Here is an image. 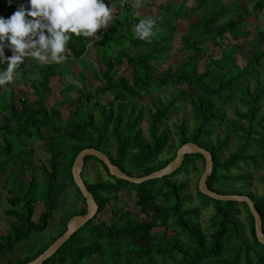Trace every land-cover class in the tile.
<instances>
[{"label":"trees","instance_id":"obj_1","mask_svg":"<svg viewBox=\"0 0 264 264\" xmlns=\"http://www.w3.org/2000/svg\"><path fill=\"white\" fill-rule=\"evenodd\" d=\"M109 1L104 0L117 9L114 24L121 28L119 40L107 42V29H101L95 41L73 35L64 62L40 65L33 80L27 79L29 72L20 67L17 84L30 86L33 105L23 96L22 89L16 94L15 86H9L6 96L0 94V113L12 121H0V177L7 174L4 186L10 195V208L5 211L8 229L0 236V257L33 233L48 229L67 186L75 189L81 208L76 213L63 214L60 234L19 264L35 260L66 232L72 217L87 213L86 199L74 183L72 168L77 156L89 148L105 153L128 175L143 177L168 166L183 145L196 143L214 158L208 187L222 195L249 196L261 215L264 230V196L242 194L237 186L239 183L245 187L251 178L245 170L264 167V48L261 39H255L246 66L233 73L239 67L236 55L242 46L236 43L223 48L221 43L226 35L237 42L251 35L241 0L220 7L215 6L222 4L221 0H211V10L204 11L199 23L184 20L189 29L180 37L183 58L177 67H169L161 76L154 74L155 65L171 56L178 32L176 24L183 19L181 11L188 0H150L151 5L147 6L155 7L157 13L148 17L156 19L158 29L151 42L137 39L133 33L139 20L147 17L135 16L137 10L131 4L121 9V0ZM148 1L143 0V5ZM5 2V19L20 7L30 10L29 0ZM207 5L208 0H196V5L187 10L197 13L206 10ZM254 10L262 12L264 0H256ZM217 24L214 31L206 33ZM260 37H264V32ZM209 43L221 49L217 55L209 51ZM91 45L96 47L103 67H90L99 86L88 90L76 84L75 99L64 88L60 92L63 101L50 105L49 98L61 79L72 76L80 84L86 83L88 77L79 71L77 62ZM7 67L0 63V71ZM124 68L131 69L130 77L119 76ZM166 91L168 96H162ZM108 94H112V99L101 105L100 97ZM10 96L7 104L6 97ZM181 104L190 107L192 124L184 118L174 125L176 148L165 157L173 139L166 123L171 113L181 110ZM66 108L75 109L70 130L62 125ZM228 109L233 111L234 118L228 117ZM45 130H50V134L46 135ZM19 137H35L42 142L50 160L36 164L35 150L28 145L16 152L17 145L23 146L17 142ZM112 144L114 154L109 149ZM91 160L101 164L109 177L93 182L84 179L99 206L98 214L44 264H264V245L257 239L254 217L247 204L214 200L197 187L199 205H193L188 180L176 178L181 173L189 176L197 172L198 160L205 167L202 155L188 154L172 175L142 184L111 176L108 167L94 156L85 158L84 169ZM20 162L19 170L9 172L11 166ZM30 168L35 171L21 186L18 178L27 180ZM41 177L46 188L38 196ZM59 178H63V184L58 183ZM126 192L134 197L132 209L120 204V195ZM39 202L45 208L35 221V206ZM208 207H213V215L205 228L201 216ZM242 208L247 221L241 218Z\"/></svg>","mask_w":264,"mask_h":264},{"label":"rangeland","instance_id":"obj_2","mask_svg":"<svg viewBox=\"0 0 264 264\" xmlns=\"http://www.w3.org/2000/svg\"><path fill=\"white\" fill-rule=\"evenodd\" d=\"M24 1V0H20ZM177 1V0H175ZM236 0H221L220 5H216L215 7H220L221 5L225 6L230 5L232 3H235ZM256 0H241V4L244 7V11H246V16H247V23H248V31L251 32V35L248 39L246 40H241L239 42L234 41L229 35H226L224 39L221 41L222 47L227 48L228 46H231L233 44L239 43L242 46V51L236 55L237 57V64L238 68H236L233 73L237 72L238 69L244 68L251 57L253 53V44L255 42V39L260 38L261 39V44L262 47L264 48V37H260V33L264 32V10L260 13H257L254 10V3ZM211 0H208V5L206 6V10H199L197 13H193L190 10H187V7L191 8L196 5V0H188L186 3V8H183L184 10L181 11V17L183 18L182 20H179L177 22L178 26V32L175 35V40L173 43V52L169 58H167L165 61L156 63L155 65V70L154 74L161 76L169 67H177L180 62L181 58H183V52L181 51V41L180 37L188 32V23L187 22H192V23H199L201 18L203 17L204 11L209 12L211 9L209 7V3ZM212 2H215L212 0ZM216 3H220L219 1H216ZM145 9L144 7H141L138 9V11H143ZM209 9V10H207ZM215 10V8L213 9ZM212 10V11H213ZM152 15H155V13ZM123 16V15H122ZM0 17H8L7 13V4L5 0H0ZM186 20V21H184ZM113 23L114 31L110 32L105 36V40L107 42L113 41V40H119V36L121 34V28L117 26L116 24ZM110 26V25H109ZM218 27L217 25H213L209 27V29L206 31V33L210 34L212 31H214ZM115 32V34H114ZM208 48L210 52L215 53V55L218 54L219 48H216L212 45V43L208 44ZM12 56V51L9 47H5V57H11ZM83 60H79L77 62V66L79 67L80 70H83L84 74L88 77L86 83L80 84L79 81L72 76L67 77L65 81L62 79L60 80L61 82L59 83V86H57L54 90V94L50 96L49 98V104L54 105L56 103H60L63 101V96L61 95V90L64 88H67V92L69 93L68 96L71 97L72 99H75L78 97V94L76 92V86L79 85L82 88L86 87L88 90H93L96 86H99V83H95L93 80V77L91 75V72L93 73L94 71L91 70V68L95 67L97 70L98 69H103V67L100 65V62L98 60L97 56V49L94 45H91L88 48V51L86 53V56L82 58ZM7 64V63H6ZM91 64H93V67H91ZM42 65L38 63L35 60H31V58H25L24 63L20 65V67L23 69H27L29 71V77L27 79L33 80L37 74H38V68L39 66ZM8 66V65H7ZM88 66V67H87ZM91 67V68H90ZM93 68V69H95ZM95 69V70H96ZM89 70L91 72H89ZM19 69H17L18 73ZM27 71V72H28ZM67 71V70H66ZM65 71V72H66ZM126 76L130 77L131 76V69L130 68H124L119 76ZM77 84V85H76ZM9 86H15L16 87V94L17 91L22 89L23 92H25V96L29 102L33 105L34 104V97H33V90L30 88V86L26 85H21L18 86L17 84V74L15 75L14 81L8 85H5L3 87H0V94H5L8 91ZM75 86V88H74ZM9 95V94H8ZM162 96H168L167 91L162 93ZM112 94L104 95L101 96L99 99V103L101 105L106 104V102L110 99H112ZM10 97H6L7 104L10 101ZM4 102V101H3ZM182 108L181 110L177 112H173L170 115L169 121L166 123V126L169 128L170 132L173 135V139L171 141V144L168 147L167 152L165 153V157L171 156L172 152L176 148V138H175V124H179L182 122V120L185 118L188 120L189 125L191 126L192 120H191V109L187 104H181L180 105ZM68 110H63L65 112V118L63 119L62 125L65 128H68L69 130L71 129L72 122L74 121V116H75V109L72 108H66ZM228 117L229 118H234L233 111L231 109H228L227 111ZM98 117V116H97ZM9 121L12 122L11 119L5 114V113H0V121ZM144 131H145V136H148V130L147 126L144 125ZM219 132H222V130H219ZM45 134L49 135L50 130H45ZM1 141V137H0ZM22 142L23 146H18L16 148V152L18 150H21L23 147L27 146L31 147L33 150H35V162L36 164L40 163H47L51 156L44 151L43 149V143L38 141L35 137L32 139H28L25 137H19L17 139V142ZM110 151L112 154H114L115 150V145L112 144L109 147ZM163 156V157H164ZM37 160V161H36ZM22 162H20L21 165ZM199 170L197 172L191 173L189 176H185L184 173H181L180 175L176 176L178 179H187L189 182V193L193 195V205H199V199L196 193L201 175L203 174L204 167H203V162L201 160L197 161ZM10 169H13L10 167ZM35 171L34 168L28 169V175H27V180L25 177H19L18 180L21 183V186L27 183L28 180H30V173ZM36 172H34L35 174ZM244 173H247L250 175V179L245 182V187H241L240 184L238 183V189L243 191L242 194L247 193H252L257 197L264 196V184L263 180L264 179V167L258 171H253L252 169H247L245 170ZM83 177L85 180L93 182V181H101V180H108L109 177L107 173L103 170L102 165L95 162L94 160H91L86 169L83 171ZM0 236L6 232L8 229V217L5 215V208L9 207L7 197H8V190L4 186V178L0 177ZM40 183V188L37 193L38 196L41 195V193L44 191L45 185L43 183V178L41 177L39 180ZM59 184H63V178H59ZM246 196V195H245ZM120 204L125 203L126 207L128 209H132L134 205V197L126 192L124 194L120 195ZM80 199L75 191V189L69 185L67 186L65 192L59 197V202H58V208L54 212L53 219L50 221V225L48 229L44 232H37L33 233L29 238L25 239L24 241L19 242L18 244L15 245V248L11 252H5L1 255L0 257V264H9L10 262L12 264H19L20 261L25 258L28 255H33L37 253L42 247H44L46 244L51 242V239L53 237H56L60 234V225L59 221L60 218L63 214H70V213H76L79 211L81 208L80 206ZM44 204L42 202H39L35 206V217L34 220L37 221L41 215V213L44 211ZM243 214L241 218L244 221H247V213L246 211L242 208ZM213 215V207H208L205 208L202 212L201 216V222L203 226L206 228L210 225V218ZM105 216H101V218H104ZM160 229H156L155 231L158 232Z\"/></svg>","mask_w":264,"mask_h":264},{"label":"clouds","instance_id":"obj_3","mask_svg":"<svg viewBox=\"0 0 264 264\" xmlns=\"http://www.w3.org/2000/svg\"><path fill=\"white\" fill-rule=\"evenodd\" d=\"M29 2L30 10L20 7L10 18L0 17V63L8 65L0 71V87L14 81L25 58L40 64H60L67 59V46L73 35L98 40L97 33L112 24L116 11L115 5L108 6L104 0ZM127 3L128 0H121L119 7L123 9ZM142 6L143 0H132L133 9ZM156 26V19L142 18L133 28L134 37L151 42L158 31ZM5 47L11 49V57H5Z\"/></svg>","mask_w":264,"mask_h":264},{"label":"water","instance_id":"obj_4","mask_svg":"<svg viewBox=\"0 0 264 264\" xmlns=\"http://www.w3.org/2000/svg\"><path fill=\"white\" fill-rule=\"evenodd\" d=\"M188 154H200L204 157L205 167L203 174L201 175L198 188L200 192L214 200L224 201V202H237L241 204H247L250 213L254 217L255 221V231L258 241L264 245V230H263V220L261 218L260 213L256 209L255 202L249 197L245 195H222L208 187V180L213 173L214 170V158L212 154L200 147L198 144L189 142L183 145L178 151L176 158L165 168L154 172L148 176L143 177H133L122 171L118 166L114 165L111 159L103 152L89 148L83 150L76 158L75 163L72 168V175L74 179V183L79 188L83 197L86 199L87 204V213L84 215H76L70 219L67 225L66 232L60 236L56 241L50 245V247L44 251L40 256H38L35 260L27 263V264H44L47 260L52 258L57 251L68 242V240L81 228H83L86 224H88L91 220L95 218L98 214L99 206L97 205L92 193L88 190L85 180L83 177V171L85 168V158L89 156H94L102 161L109 169V173L111 176L128 181L132 184H142L146 181L160 179L166 176L172 175L175 171H177L184 163L185 157Z\"/></svg>","mask_w":264,"mask_h":264},{"label":"crops","instance_id":"obj_5","mask_svg":"<svg viewBox=\"0 0 264 264\" xmlns=\"http://www.w3.org/2000/svg\"><path fill=\"white\" fill-rule=\"evenodd\" d=\"M154 1H159V2H163V1H165V0H154ZM107 2H110L109 0H107ZM176 2H181V0H177ZM106 4V3H105ZM151 5V3H150V0L148 1V4H146V5H143L142 7H144L145 9H143V11H138V9H135V10H137L135 13H134V15L135 16H142V17H148V16H152V12H153V14L154 13H157V9L155 8V7H152V6H147V5ZM107 5V4H106ZM116 14H117V9H116V11H115V14H114V17H113V20H112V22H114V20H115V18H118L117 16H116ZM107 29V30H106ZM105 30H106V32L105 33H110V32H112L113 31V29H114V27H113V23L112 24H110V26H108V28H106ZM115 34V33H114ZM121 34H122V32H121ZM85 56H86V54H85ZM97 56H98V54H97ZM99 59V58H98ZM81 60H83L82 58H81ZM25 71L27 70V69H25V68H23ZM28 71V70H27ZM79 71H82V72H84L83 70H79ZM29 72V71H28ZM89 72H90V70H89ZM85 73V72H84ZM86 74V73H85ZM92 74V73H91ZM20 164H18V165H16V166H11V168H13V169H10L9 168V172H11V171H17V170H19V168H20ZM8 172V173H9ZM6 176H7V174H5V175H2L1 177L2 178H4V181H3V183L5 182V179H6ZM0 180H1V178H0ZM9 193H8V197H7V201H8V198H9ZM8 204H9V202H8ZM10 208V204H9V207H6L5 208V211L7 210V209H9Z\"/></svg>","mask_w":264,"mask_h":264},{"label":"built area","instance_id":"obj_6","mask_svg":"<svg viewBox=\"0 0 264 264\" xmlns=\"http://www.w3.org/2000/svg\"><path fill=\"white\" fill-rule=\"evenodd\" d=\"M131 2H132V0H128V3H127L125 6H128V5H130V4H131Z\"/></svg>","mask_w":264,"mask_h":264}]
</instances>
